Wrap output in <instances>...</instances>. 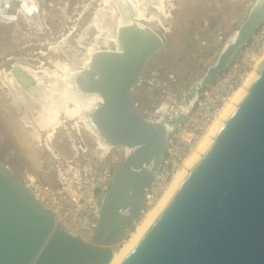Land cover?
I'll use <instances>...</instances> for the list:
<instances>
[{"label":"water","instance_id":"obj_1","mask_svg":"<svg viewBox=\"0 0 264 264\" xmlns=\"http://www.w3.org/2000/svg\"><path fill=\"white\" fill-rule=\"evenodd\" d=\"M117 1L119 8L130 10L131 21L118 28L117 49L96 52L72 78L76 91L101 98L88 113L91 127L105 144L131 152L102 200L89 242L56 228L53 212L0 163V264H108L112 247L145 210L149 169L162 164L172 127L184 117L166 126L134 110L133 90L164 48V38L136 21L137 3ZM19 12L39 20L32 1L0 0V18L11 21ZM263 20L264 0H255L201 79L198 96L234 62ZM21 70L13 68L12 75ZM25 77L26 90L39 87L31 75ZM235 102L209 146L119 264H264V60Z\"/></svg>","mask_w":264,"mask_h":264},{"label":"rangeland","instance_id":"obj_2","mask_svg":"<svg viewBox=\"0 0 264 264\" xmlns=\"http://www.w3.org/2000/svg\"><path fill=\"white\" fill-rule=\"evenodd\" d=\"M30 1L38 7V22L28 17L24 19L19 14L12 21H0V163L20 180L31 175L46 186L56 187V160L53 155L70 159L71 142L78 134L88 139L86 134L89 131L78 117L68 118L63 113L53 126L42 129L36 122L41 104L37 100H48L47 88L52 82L57 81L60 87L64 84L61 82L65 79L64 74L58 66H65L75 74L84 67L91 47L97 46L98 51H115L116 44L111 40L117 32L116 22L120 14L127 15L130 10L119 8L117 0H112L116 3L115 8L118 6L117 14L104 7V0ZM140 1L146 4L147 18L158 13L157 0ZM254 2L163 0L162 25L158 21H139L164 38V48L155 54L149 68H168L180 76L186 89H192L217 61L224 45L242 25ZM101 10V16L105 15L104 23L97 22L102 19L101 16L96 17ZM111 15L115 20L110 18ZM17 66L26 67L41 78L39 87L42 91H24L23 104L19 101L13 103L12 94L15 92L6 84ZM52 71L61 77L52 76ZM121 243L113 249L117 250Z\"/></svg>","mask_w":264,"mask_h":264},{"label":"built area","instance_id":"obj_3","mask_svg":"<svg viewBox=\"0 0 264 264\" xmlns=\"http://www.w3.org/2000/svg\"><path fill=\"white\" fill-rule=\"evenodd\" d=\"M263 49L264 20L234 62L191 104V89H186L180 76L168 68H148L138 80L133 90L136 113L150 122L166 126L177 117H185L175 125L168 138L162 164L149 169L152 182L144 193L145 209L162 196L171 176L207 133L224 104L243 85ZM78 136L70 144V159L52 154L56 160V187L46 186L31 175L21 181L42 207L53 212L56 228L89 242L97 228L102 200L131 150L101 145L90 131L86 134L88 139Z\"/></svg>","mask_w":264,"mask_h":264},{"label":"bare ground","instance_id":"obj_4","mask_svg":"<svg viewBox=\"0 0 264 264\" xmlns=\"http://www.w3.org/2000/svg\"><path fill=\"white\" fill-rule=\"evenodd\" d=\"M135 1L139 5V8L137 7V10L135 11V13H133V15H135V17H136V21H138V22L140 20L158 21L159 24L162 25L163 17H161V16H164V15H162L164 13L163 12L164 6L162 7V4H163L162 1L163 0H157L158 3L156 5V7H157L158 13L152 14L149 18H147L146 13H145L146 4L144 2H141L140 0H135ZM103 3H104V7L111 8L112 13L117 14L116 9L118 8V6H117V8H115L116 7L115 1L104 0ZM102 11L103 10L98 12L96 17L101 16ZM18 14L23 16L25 19L26 15L24 13L22 14L21 12H19ZM104 16L105 15L102 14V16H101L102 19H98L99 21H97V22H99V23L103 22L104 23V21H105ZM129 17H130L129 13H127V15L120 14V17H118V20L116 22V24L118 26L117 32H118V28H120L123 24L131 22L129 20ZM110 18L112 20H115V18L112 15ZM29 19H31V18H29ZM9 20H6V21H9ZM94 20L95 19H93V21ZM0 21L6 22L2 18H0ZM32 21H34V20H32ZM117 32L113 36L114 39H112V37H111V39H112L111 42L115 43L116 47H118ZM97 48H98L97 46L93 49L91 47L85 64H88L90 62L92 56L96 52L101 51V50L98 51ZM108 51H110V50H108ZM263 60H264V50L259 55V57L257 58L255 64L252 66V69H251L250 73L248 74V76L246 77V79L244 80L243 85L240 88H238L233 93L231 98L224 104L223 108L221 109V111L218 114V117L213 121L210 128L207 130V133L194 146V148L192 149V152L187 154L184 161L176 169L175 173L171 176V179L169 180L168 185L163 190L162 196L151 207L141 211L140 220L136 223L132 232H130V231H129L130 233L127 232V235H128L127 239L121 241L122 243H121L120 247H118L117 250L113 249V247H112L113 256H112V258L108 264H119L121 262V260L123 259V257L134 247V245L138 242V240L141 238V236L144 234V232L147 230V228L150 226V224L153 222V220L161 212V210L163 209L165 204L168 202V200L171 198L172 194L175 192V190L177 189V187L179 186V184L181 183L183 178L187 175L189 169L199 159L201 154L206 150V148L211 143L212 138H213L214 134L216 133V131L222 126L226 117L234 109V107L236 105L235 99L240 94V92L244 89V87L247 85V83L249 82L251 77L254 75V73L256 72V70L258 69V67L260 66V64L262 63ZM57 66H58V64H57ZM58 67L63 71V74H64L63 77L65 79H62L61 82H64V84H62V87H60L61 84L58 85L56 83L57 81L52 82L51 83L52 85L50 84L51 87L47 88V91H49V92H48L46 98L48 100H46V102H43L42 99H40V98H39V100H37L41 104H40V108H38L39 116L36 117V122L39 124V126L42 129H47V128L53 126L56 123V121H59L58 119H59V115L61 113L66 115V117H68V118L78 117L81 120V122L86 126L87 130L92 132L94 135H96L98 137V140L101 143V145H104L105 142L100 138L99 134L91 127V125L88 121V118H87L88 113L93 111V109L101 102L100 96L97 93H88L87 92L85 95L84 94L85 92L84 93L82 92L83 93L82 94L81 92H79L80 90L76 91V89H77L76 86H78V85L76 82L73 81L74 78H72L73 76H76L74 74V72L73 73H72V71L69 72L67 70V67H65V66L64 67L58 66ZM21 68L23 70V71L21 70L22 73H20L18 76H10V78H7V81H6L7 86H9L15 92V95L12 94L13 98L11 96L14 104L18 103V101L21 104L24 103V99H25V92L24 91H26L24 86L27 82V77H25L26 75H28V76L31 75L33 78H35L37 80L38 83L41 82V78L38 75H36L34 72L30 71L26 67H21ZM50 73L52 76H55L56 78L61 77V76H58V74H59L58 72L53 73V71H52ZM46 74H48V73H46ZM200 83H201V80L189 91V94H190L189 103L190 104L193 103V101L196 97H198L197 91H198V88L200 86L199 85ZM27 88L29 90H32L33 93H38L39 91H42V89H40V87H37L34 89L29 88V87H27ZM33 97H35V96H33ZM26 104H28V103H26ZM44 105H45V107H44ZM41 106L43 108H41ZM184 119H185V117H184ZM77 121H79V120H77ZM170 128L171 127L167 128V129L169 130ZM174 128H175V126L172 127V130ZM34 134H36L35 136L38 137L37 132H35ZM105 145L107 147L110 146L107 144H105Z\"/></svg>","mask_w":264,"mask_h":264},{"label":"flooded vegetation","instance_id":"obj_5","mask_svg":"<svg viewBox=\"0 0 264 264\" xmlns=\"http://www.w3.org/2000/svg\"><path fill=\"white\" fill-rule=\"evenodd\" d=\"M20 67H22V66H20Z\"/></svg>","mask_w":264,"mask_h":264}]
</instances>
